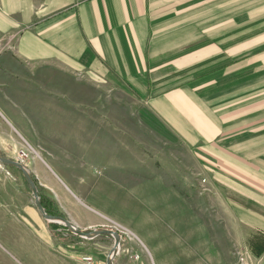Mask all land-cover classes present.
Masks as SVG:
<instances>
[{
    "label": "crops",
    "instance_id": "crops-1",
    "mask_svg": "<svg viewBox=\"0 0 264 264\" xmlns=\"http://www.w3.org/2000/svg\"><path fill=\"white\" fill-rule=\"evenodd\" d=\"M2 39L21 61L66 64L132 93L207 152L198 157L223 204L264 235V0H0ZM31 142L0 104L1 154L17 159ZM27 166L59 202L53 166ZM91 248L61 242L0 164V264H103Z\"/></svg>",
    "mask_w": 264,
    "mask_h": 264
},
{
    "label": "rangeland",
    "instance_id": "rangeland-1",
    "mask_svg": "<svg viewBox=\"0 0 264 264\" xmlns=\"http://www.w3.org/2000/svg\"><path fill=\"white\" fill-rule=\"evenodd\" d=\"M11 47H0V104L30 130L32 146L23 149L53 166L59 202L32 175L36 185L54 199L59 217L121 234L113 264H264V253L257 255L264 235L238 223L223 204L198 157L210 158L207 152L187 144L132 93L66 64L21 61ZM5 167L25 188L22 174ZM58 226L63 242L91 244L106 264L113 237L85 240Z\"/></svg>",
    "mask_w": 264,
    "mask_h": 264
},
{
    "label": "water",
    "instance_id": "water-1",
    "mask_svg": "<svg viewBox=\"0 0 264 264\" xmlns=\"http://www.w3.org/2000/svg\"><path fill=\"white\" fill-rule=\"evenodd\" d=\"M0 164L16 168L20 170L30 188V191L32 193V197L34 200V203L40 213L42 214L43 218L49 223V224H58V225H63L67 228L68 232L74 236H77L79 238L85 239V240H94L100 236L103 235H109L113 237L114 239V244L113 247L111 248L107 259H106V264H113L115 258L119 254V251L121 249V241H122V236L120 233L113 229H105V228H99V229H81L78 226H76L73 222L59 216H51L49 215L46 210L44 209L42 203H41V198L39 195V189L36 185V182L32 176V173L28 166L25 164L11 160L4 155L1 154L0 152Z\"/></svg>",
    "mask_w": 264,
    "mask_h": 264
},
{
    "label": "trees",
    "instance_id": "trees-1",
    "mask_svg": "<svg viewBox=\"0 0 264 264\" xmlns=\"http://www.w3.org/2000/svg\"><path fill=\"white\" fill-rule=\"evenodd\" d=\"M9 169H13L14 171H18V172H20L22 174L21 171L15 169V168H11L10 167ZM21 176H22L23 180H25L24 177H23V174ZM34 180H35L36 184H38V182L36 181L35 178H34ZM24 183L26 184V187H27L26 181H24ZM38 187H39V192H40L42 205L45 208V210L47 211V213H49L52 216H59L60 213L58 211V206H57L56 202L54 201V199L51 198L47 193H46L47 194V196H46L43 188H41L40 186H38ZM26 189H27V192L31 195V192L28 189V187ZM61 228H63V227L62 226H58L56 224H50V229L52 230L53 234H55V236H57V238H59L60 241L63 242L64 240L62 239V237H61V235L59 233V229H61ZM72 239L75 241L74 237ZM257 248H258L257 249L258 250L257 251L258 252L257 255L258 256L262 255L264 253V242L262 241L261 243H257Z\"/></svg>",
    "mask_w": 264,
    "mask_h": 264
},
{
    "label": "built area",
    "instance_id": "built-area-1",
    "mask_svg": "<svg viewBox=\"0 0 264 264\" xmlns=\"http://www.w3.org/2000/svg\"><path fill=\"white\" fill-rule=\"evenodd\" d=\"M32 154L33 153L32 151H30V149H26V150L22 149L18 153L17 160L21 161L23 164H27V161L31 158ZM136 259H139V257L137 256ZM82 260L87 264H94V259L91 256H83Z\"/></svg>",
    "mask_w": 264,
    "mask_h": 264
}]
</instances>
